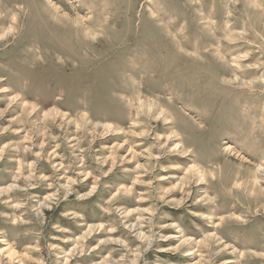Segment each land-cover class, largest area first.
Instances as JSON below:
<instances>
[{
    "label": "rangeland",
    "instance_id": "rangeland-1",
    "mask_svg": "<svg viewBox=\"0 0 264 264\" xmlns=\"http://www.w3.org/2000/svg\"><path fill=\"white\" fill-rule=\"evenodd\" d=\"M0 264H264V0H0Z\"/></svg>",
    "mask_w": 264,
    "mask_h": 264
}]
</instances>
